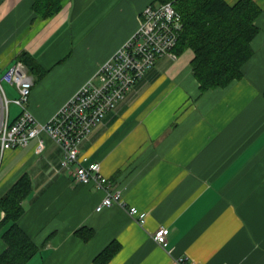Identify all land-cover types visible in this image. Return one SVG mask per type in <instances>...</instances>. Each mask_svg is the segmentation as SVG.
Listing matches in <instances>:
<instances>
[{"label": "crops", "instance_id": "0c3cea01", "mask_svg": "<svg viewBox=\"0 0 264 264\" xmlns=\"http://www.w3.org/2000/svg\"><path fill=\"white\" fill-rule=\"evenodd\" d=\"M254 1L262 8L259 33L241 79L202 92L194 52H171L79 146L128 206L148 213L145 226L119 206L97 212L105 191L79 184L76 165L62 166L64 152L50 138L41 155L36 140L5 153L0 199L23 175L32 181L19 226L38 250L26 264H98L111 243L121 248L107 264H264V0ZM156 2L62 0V10L44 20L33 13V0H0L4 66L28 52L43 71L72 69L55 89L46 76L35 81L29 109L36 118L49 121ZM4 217L0 207V223ZM160 227L170 229L168 248L152 237Z\"/></svg>", "mask_w": 264, "mask_h": 264}, {"label": "built area", "instance_id": "2783aa9c", "mask_svg": "<svg viewBox=\"0 0 264 264\" xmlns=\"http://www.w3.org/2000/svg\"><path fill=\"white\" fill-rule=\"evenodd\" d=\"M183 31L182 17L173 3L156 2L141 13L137 31L113 56L101 65L96 75L86 82L49 121L41 122L29 109V99L35 77L29 67L16 60L7 67L0 60V165L7 151L27 147L36 140V153L46 149L45 137L58 144L63 152L62 166L76 165L79 184L92 185L105 191L96 211L119 206L134 220L145 226L148 213L128 206L120 190L113 188L103 175L98 162H90L80 154L79 146L103 123L106 115L122 102L132 88L151 70L157 60L169 55ZM3 83L16 88L18 97L10 99ZM20 113L11 121V104ZM170 229L160 227L153 239L163 248L169 247ZM188 258L178 259L187 264ZM191 264H197L192 262Z\"/></svg>", "mask_w": 264, "mask_h": 264}, {"label": "trees", "instance_id": "16d2710c", "mask_svg": "<svg viewBox=\"0 0 264 264\" xmlns=\"http://www.w3.org/2000/svg\"><path fill=\"white\" fill-rule=\"evenodd\" d=\"M173 2L182 17L183 31L172 52L176 56L187 50L194 52L192 69L202 92L226 87L243 77V68L253 56L252 41L259 33L256 24L262 8L254 0H239L230 5L226 0H157ZM62 10V0H33L32 11L47 20ZM17 60L24 62L30 72L41 74L36 59L22 52ZM32 192L31 178L25 174L0 199L5 217L0 227H6L3 235L7 249L0 255V264H26L37 253V245L19 226L24 214L22 202ZM120 245L111 243L95 259L98 264H107L120 250Z\"/></svg>", "mask_w": 264, "mask_h": 264}, {"label": "rangeland", "instance_id": "374dc122", "mask_svg": "<svg viewBox=\"0 0 264 264\" xmlns=\"http://www.w3.org/2000/svg\"><path fill=\"white\" fill-rule=\"evenodd\" d=\"M60 63H62V62H60ZM71 71H72V69L70 67L63 66V65L58 71L57 70H55L54 72L53 71H50V72L46 71V74H45L46 80L44 81L45 82L44 84L47 85L48 89H55L56 86L58 85V83H60V80H64L66 78V76ZM33 75L35 77V80H38L39 82L43 81V80H41L42 78H41V74H39V72L35 73ZM3 87L6 90L10 99L13 100V99L18 97V93H17V90L15 87H13L7 83H3ZM19 111H20V108L12 103L10 106L11 117L13 118L16 114H18Z\"/></svg>", "mask_w": 264, "mask_h": 264}]
</instances>
